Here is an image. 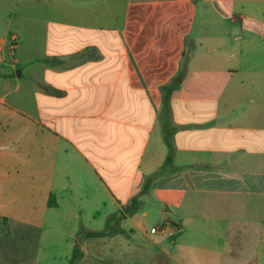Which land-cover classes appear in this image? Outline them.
<instances>
[{"label":"crops","instance_id":"0c3cea01","mask_svg":"<svg viewBox=\"0 0 264 264\" xmlns=\"http://www.w3.org/2000/svg\"><path fill=\"white\" fill-rule=\"evenodd\" d=\"M75 247L264 264V0H0V264Z\"/></svg>","mask_w":264,"mask_h":264},{"label":"trees","instance_id":"16d2710c","mask_svg":"<svg viewBox=\"0 0 264 264\" xmlns=\"http://www.w3.org/2000/svg\"><path fill=\"white\" fill-rule=\"evenodd\" d=\"M161 90L163 92L164 101L166 102L169 99L170 94H171V89L169 88V84L166 85V86H163L161 88ZM165 140H166L167 145L169 146L167 157L165 159V164H169L172 161L173 151H172V148H171V145H170V140H169V138L167 136H165ZM153 176H154V174L152 176L147 177V179L145 181V184L143 185V188L140 190L139 193H143L144 191H146L148 189V187L150 185V182H151V179H152ZM135 199H136V197L131 198L129 206L126 207V210H127L126 212L129 213V214L133 213V211H134V208L132 207V205L134 204ZM103 233H104L103 231L95 232V234H98V235H102ZM79 257H80V252L75 247L73 249L72 256H71V259L69 261V264H75L77 262V260L79 259Z\"/></svg>","mask_w":264,"mask_h":264},{"label":"rangeland","instance_id":"374dc122","mask_svg":"<svg viewBox=\"0 0 264 264\" xmlns=\"http://www.w3.org/2000/svg\"><path fill=\"white\" fill-rule=\"evenodd\" d=\"M222 26L224 27V29H223L224 32H228V31L231 32V28L232 27L229 26L227 24V22L224 23V25H222ZM202 28L206 29L205 31L208 32V33H209V30H211V26L210 25H207V26L203 25ZM207 43L208 42H204V44L202 46L206 48ZM210 43H213V42H210ZM185 64H186V59H185ZM147 211H148V218L151 219V220L154 219V217L157 215V212H158L156 210V208H149ZM169 216L171 217V215H169ZM6 260H8V259H6Z\"/></svg>","mask_w":264,"mask_h":264},{"label":"built area","instance_id":"2783aa9c","mask_svg":"<svg viewBox=\"0 0 264 264\" xmlns=\"http://www.w3.org/2000/svg\"><path fill=\"white\" fill-rule=\"evenodd\" d=\"M176 229H171L169 227V223H163L160 225H156L152 228H150V233L155 234L158 232H164L166 234H168L169 236H173L175 234Z\"/></svg>","mask_w":264,"mask_h":264}]
</instances>
